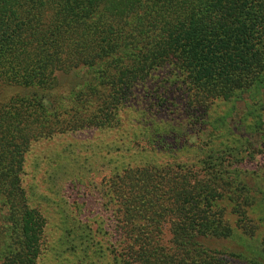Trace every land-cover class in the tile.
<instances>
[{
	"label": "trees",
	"instance_id": "trees-1",
	"mask_svg": "<svg viewBox=\"0 0 264 264\" xmlns=\"http://www.w3.org/2000/svg\"><path fill=\"white\" fill-rule=\"evenodd\" d=\"M260 89L264 0H0V264L38 263L45 223L24 181L33 150L135 126L141 107L183 114L201 132L214 105ZM219 151L179 163L132 153L109 171L99 195L111 264L264 262V236L258 261L209 246L257 232L252 175Z\"/></svg>",
	"mask_w": 264,
	"mask_h": 264
},
{
	"label": "rangeland",
	"instance_id": "rangeland-1",
	"mask_svg": "<svg viewBox=\"0 0 264 264\" xmlns=\"http://www.w3.org/2000/svg\"><path fill=\"white\" fill-rule=\"evenodd\" d=\"M152 111L137 108L135 126L126 120L127 126L122 124L117 130L64 136L45 142L28 156L24 181L29 201L45 223L37 264H98V252L105 256L98 258L100 264H111L112 227L99 195L100 183L109 171L124 167L132 153L155 163H179L186 154L199 157L209 146L224 152V166L252 175L248 181L254 183L253 189L245 185L260 200L248 213L257 227L254 237L244 238L235 231L231 240L211 242L209 246L258 261L259 239L264 236V89L251 100L241 97L214 105L202 127L208 126L207 130L201 132L198 124L183 114L173 119L168 111ZM151 113L154 120L149 117ZM168 238L164 227L162 241Z\"/></svg>",
	"mask_w": 264,
	"mask_h": 264
}]
</instances>
